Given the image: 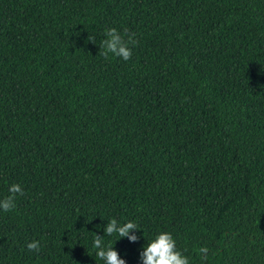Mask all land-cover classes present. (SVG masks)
Masks as SVG:
<instances>
[{"label":"trees","instance_id":"1","mask_svg":"<svg viewBox=\"0 0 264 264\" xmlns=\"http://www.w3.org/2000/svg\"><path fill=\"white\" fill-rule=\"evenodd\" d=\"M111 27L130 60L99 55ZM13 183L0 264H105L96 234L143 264L161 231L190 264H264V0H0V199Z\"/></svg>","mask_w":264,"mask_h":264},{"label":"clouds","instance_id":"2","mask_svg":"<svg viewBox=\"0 0 264 264\" xmlns=\"http://www.w3.org/2000/svg\"><path fill=\"white\" fill-rule=\"evenodd\" d=\"M103 39L99 45V55L103 56L105 60L109 59L110 55L120 57L124 61L132 58V48L137 41L134 34H127V39L115 28H108ZM88 39L95 43V37L89 36ZM17 194L23 195V189L19 183H13L9 186L8 195L0 199V209L4 212H9L16 207ZM140 229L139 225L134 221H127L123 224L118 223L117 219L113 218L104 228L105 235L111 236L117 233L119 237H128L132 242H135L139 237L135 234L129 236L130 230ZM103 236L97 235L94 238V247L98 249L97 256L105 261V264H126L124 259H121L118 252L114 248L113 243H105L102 240ZM176 239L171 232L161 231L154 239L148 242L140 256L143 264H190L186 255H184L176 246ZM29 250H40V242L33 240L27 244ZM200 254L206 258L208 249L201 247Z\"/></svg>","mask_w":264,"mask_h":264}]
</instances>
